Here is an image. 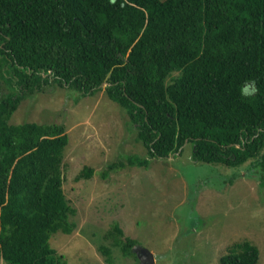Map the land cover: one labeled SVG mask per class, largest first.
<instances>
[{"label": "trees", "instance_id": "obj_1", "mask_svg": "<svg viewBox=\"0 0 264 264\" xmlns=\"http://www.w3.org/2000/svg\"><path fill=\"white\" fill-rule=\"evenodd\" d=\"M0 79L5 264H66L48 242L52 232L74 227L61 187L65 127L8 121L24 94L49 80L82 94L104 83L148 156H167L190 141L193 160L247 161L264 183V0H0ZM124 159L102 173L146 162ZM91 172L82 165L74 177ZM107 234L124 255H135L136 239L117 223ZM257 258L244 239L218 261Z\"/></svg>", "mask_w": 264, "mask_h": 264}, {"label": "rangeland", "instance_id": "obj_2", "mask_svg": "<svg viewBox=\"0 0 264 264\" xmlns=\"http://www.w3.org/2000/svg\"><path fill=\"white\" fill-rule=\"evenodd\" d=\"M82 94L49 80L25 93L8 118L11 123H62L67 133L61 160L62 191L73 208L74 227L48 238L66 264H144L124 255L107 234L113 223L151 252L149 264H219L234 241L256 246L255 264H264V183L260 170L193 160L185 141L167 156H148L125 110L103 89ZM6 83L0 79V92ZM245 90H250L246 87ZM142 165L107 163L125 156ZM82 165L89 176L75 178ZM107 249L108 256L104 252ZM135 253V251H134ZM150 261V260H149ZM0 264H5L0 257Z\"/></svg>", "mask_w": 264, "mask_h": 264}, {"label": "water", "instance_id": "obj_3", "mask_svg": "<svg viewBox=\"0 0 264 264\" xmlns=\"http://www.w3.org/2000/svg\"><path fill=\"white\" fill-rule=\"evenodd\" d=\"M133 251H135V254L138 256L139 261H141L143 263L145 262L144 264H149L152 261L151 260V252L148 249H146L144 247H135V248H133ZM140 253L145 255V258H142Z\"/></svg>", "mask_w": 264, "mask_h": 264}, {"label": "flooded vegetation", "instance_id": "obj_4", "mask_svg": "<svg viewBox=\"0 0 264 264\" xmlns=\"http://www.w3.org/2000/svg\"><path fill=\"white\" fill-rule=\"evenodd\" d=\"M140 255H141L142 258H145V255H143V254H141V253H140Z\"/></svg>", "mask_w": 264, "mask_h": 264}]
</instances>
